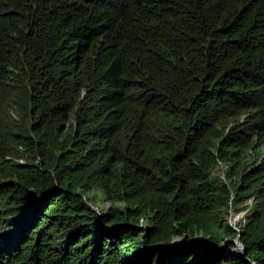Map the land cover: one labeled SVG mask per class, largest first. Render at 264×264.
Returning <instances> with one entry per match:
<instances>
[{"label": "trees", "instance_id": "1", "mask_svg": "<svg viewBox=\"0 0 264 264\" xmlns=\"http://www.w3.org/2000/svg\"><path fill=\"white\" fill-rule=\"evenodd\" d=\"M0 264H264V0H0Z\"/></svg>", "mask_w": 264, "mask_h": 264}, {"label": "rangeland", "instance_id": "2", "mask_svg": "<svg viewBox=\"0 0 264 264\" xmlns=\"http://www.w3.org/2000/svg\"><path fill=\"white\" fill-rule=\"evenodd\" d=\"M12 116L14 117L15 120L18 121V117L14 113H12ZM225 174H226V168L224 166H219L215 170L214 176L221 181H225ZM109 205H110V203L108 201H101L98 203L97 206L102 210L104 208V206H109ZM247 205L251 207L252 203L249 202ZM250 212H251V209H248V210H245L242 212H237V210L233 209L231 211V215L229 217L230 226H232L235 230H239L240 226L245 223V220L249 216ZM197 243H198V245H197L198 249L200 251L210 248V245L205 243L203 240H200ZM234 243L236 245V248H234L232 250H230V248L228 246H226V245L224 246L223 253H224V256L226 258H231V257L237 256V255L242 253L241 244L238 243L237 241H235ZM180 246H181L180 241L176 240L172 244V249L177 250ZM137 257H138L137 255L134 256L135 259Z\"/></svg>", "mask_w": 264, "mask_h": 264}, {"label": "water", "instance_id": "3", "mask_svg": "<svg viewBox=\"0 0 264 264\" xmlns=\"http://www.w3.org/2000/svg\"><path fill=\"white\" fill-rule=\"evenodd\" d=\"M242 246V245H241ZM244 254H245V249L243 248V246H242V253L241 254H239L238 256L239 257H243L244 256Z\"/></svg>", "mask_w": 264, "mask_h": 264}]
</instances>
